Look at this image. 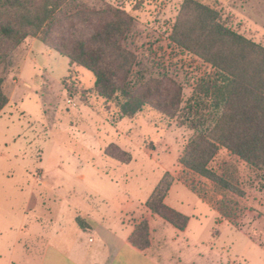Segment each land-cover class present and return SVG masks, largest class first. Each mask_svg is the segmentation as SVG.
<instances>
[{
	"label": "rangeland",
	"instance_id": "obj_1",
	"mask_svg": "<svg viewBox=\"0 0 264 264\" xmlns=\"http://www.w3.org/2000/svg\"><path fill=\"white\" fill-rule=\"evenodd\" d=\"M106 1L138 21L134 49L144 62H166L171 76L184 86V107L195 83L209 72L203 61L169 41L184 0ZM197 1L220 11L229 28L264 46V0ZM2 49L0 80L9 104L0 113V222L16 221L26 212L28 221L43 228L50 216L69 222L77 208L82 217L109 216L116 210L110 202L145 198L166 173L164 167L177 174L194 135L177 118L146 107L115 124L117 103L94 91L90 71L72 66L39 39L7 41ZM111 146L130 153L132 163L108 157ZM210 167L244 196L187 169L178 173L212 204L198 210L207 227L218 232L212 252L198 245L200 263L264 264V170L226 150ZM98 171L120 181V187Z\"/></svg>",
	"mask_w": 264,
	"mask_h": 264
},
{
	"label": "trees",
	"instance_id": "obj_2",
	"mask_svg": "<svg viewBox=\"0 0 264 264\" xmlns=\"http://www.w3.org/2000/svg\"><path fill=\"white\" fill-rule=\"evenodd\" d=\"M138 21L106 0H0V62L4 42L34 38L95 76L94 91L117 103L115 124L153 107L178 119L194 135L180 164L219 188L244 191L210 164L221 150L248 166L264 170V46L229 28L220 11L197 0H184L169 36L171 44L209 66L184 102V86L171 76L165 61L147 60L134 49ZM9 99L0 80V113ZM106 155L123 165L130 153L111 146ZM175 182L166 172L146 207L179 231L190 218L165 200ZM81 225V221L78 219ZM130 243L150 248L147 219L136 225Z\"/></svg>",
	"mask_w": 264,
	"mask_h": 264
},
{
	"label": "crops",
	"instance_id": "obj_3",
	"mask_svg": "<svg viewBox=\"0 0 264 264\" xmlns=\"http://www.w3.org/2000/svg\"><path fill=\"white\" fill-rule=\"evenodd\" d=\"M185 170L181 165L176 174L164 167V172L175 179L166 204L190 218L184 231L146 207L155 186L138 201L128 196L126 200L110 202L116 210L109 216L87 213L82 217L77 208L69 222L50 216L43 228L38 222L28 221L26 212L16 221L0 222V264H202L198 245L208 246L212 252L218 232L207 227L203 214H198L200 206L212 207L208 198L178 178V173ZM98 174L110 177L101 171ZM110 180L120 187V181ZM145 219L150 226L151 246L141 251L130 243V237Z\"/></svg>",
	"mask_w": 264,
	"mask_h": 264
}]
</instances>
